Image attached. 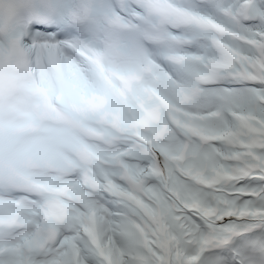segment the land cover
<instances>
[{"label":"snow or ice","instance_id":"snow-or-ice-1","mask_svg":"<svg viewBox=\"0 0 264 264\" xmlns=\"http://www.w3.org/2000/svg\"><path fill=\"white\" fill-rule=\"evenodd\" d=\"M0 264H264V0H0Z\"/></svg>","mask_w":264,"mask_h":264}]
</instances>
